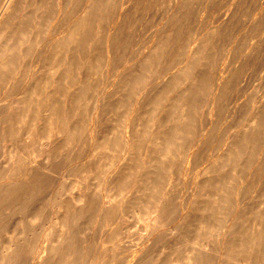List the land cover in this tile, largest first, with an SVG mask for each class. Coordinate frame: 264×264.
Here are the masks:
<instances>
[{"label": "rangeland", "instance_id": "rangeland-1", "mask_svg": "<svg viewBox=\"0 0 264 264\" xmlns=\"http://www.w3.org/2000/svg\"><path fill=\"white\" fill-rule=\"evenodd\" d=\"M6 1L7 0H5V2ZM38 1L42 3L40 7L42 10L38 9L37 12L42 14L41 22L42 23L44 22L43 23L44 25L41 24L43 25L42 27L44 28L40 26V28H42L43 30L41 31L40 29V32H42V34L40 35V43L38 46L34 47L31 50L32 52L29 53V56L26 57L28 60L25 58L24 59L25 62L24 63L22 62V64L25 66L21 67V69L25 67L29 68V69L25 68V70L22 69L23 72L26 70L28 71V72L27 71L24 72L25 73V75H23L24 77H21L23 74L22 71L18 73L19 77L23 78V80L20 81V79H18L19 80L18 81L16 79L14 80V83L13 82L4 83L6 86L3 85V87L0 85V88L2 87L0 89V108H1L0 109V120H4L6 118L5 112L7 110L5 109L6 111H4V109L2 108V107L6 108L5 107L6 105L4 106V103L6 104L9 101H11L13 98L20 95V93L22 92V89L27 88L28 86L33 84L31 82H36L35 80L38 79L37 82L39 81V84H38L39 91L41 90L44 91V84H45L44 81L53 75L56 77L59 75L60 66H58L59 68L58 69L57 65H52L53 63L50 61V59H48L47 54L43 53L41 48H43V46L49 40L53 39L54 37H57V35L58 37L61 36L63 34V31L67 27H69L76 18H80V15H81L80 13L85 3V0H60L61 1L60 5L58 4V6L57 5L54 6L56 4L55 0L54 1L53 0H47V1L46 0H33V1L23 0L24 5L22 4L21 9L22 8L23 9L22 10L20 9V13L22 14L30 13L32 11L31 9L36 7L35 5H37ZM100 1H99L100 3L99 5L96 4L97 6L96 5L95 7L93 6L94 8L91 7V13L89 14L91 19H96V20H91V22L92 21L93 22L86 29L87 32L85 36L88 37L87 38L88 40L90 39L89 47L88 48L85 47L84 49L82 48L83 51L80 50L81 54L80 52L78 54L80 55L81 59L83 60L87 59L91 61L92 63L90 62V64L93 65L92 67H90V69L87 68L88 66L86 65H85L86 68L84 69L83 68L84 65H81V68L84 71H82L81 68L79 69L83 72L81 74L83 77L82 79L83 80L85 79L83 81L84 82L83 88H81L82 91L79 90L77 93V95H80L79 97L80 99L77 97H74L76 98L75 99L76 101L73 104L71 103V105H69L70 103L69 101H66L67 103L65 102L66 106L65 104H59V106L62 105V106H65V108L69 107L71 110H73L72 112L76 113V116H74L75 114L73 113L74 117L73 116H71L72 118L67 117L69 120L67 119V121L64 122L65 126L70 127L72 130L76 129V131L73 130L71 132V134L68 136L69 139L67 137V139H65L66 142H63L64 144L61 142V141H64L63 138H60L57 141L58 143H55V147L51 148L53 146L51 144L52 145L51 147L49 145V147L47 146V148L44 147V149L43 148L40 149L41 147H39V143L36 141L37 139L35 138L37 137L36 135L39 136L40 134H42L41 130H39L40 124L37 121L41 115L38 114L39 116H36V119L34 121L36 123L34 124L35 129L33 128L32 125H29V123H31V121L28 120L29 118L25 120L27 123L24 122L21 125L18 119V117L20 118L19 115L16 117V119L11 118L10 121L12 122V124H10L11 122L9 120L4 122V124L6 125H4L3 123L0 124V127L1 126L6 127V128L3 127L5 129L1 127L3 129V132H2V129L0 128L1 129L0 133L3 134L2 136L0 135V156H1L0 163H2L0 164V175H1L0 181H2L3 177L5 179V180L3 179V182L8 181L9 179L14 180L15 178H17L16 179L17 181L19 180L18 179L19 173L17 172L24 171V168H25L24 163L21 164L20 162L21 158L20 159L18 158L20 155L23 156L22 159L24 157L27 159L31 158L30 162L35 163V165H33L32 167H36L37 165L40 166V164H43L48 169V170L46 169L45 171L47 174L43 173L44 171L41 170L39 171V174L41 175L38 174V177L31 178V179H34L33 181L35 182L29 181L28 179L26 180V182H23V184H26V186L21 183L23 187H20V189L16 188L17 190L14 192L15 194H13V196H11L12 195L11 192L4 190L5 187H3V184L5 185L6 182L4 183L0 182V184L2 185L0 186V190H1L0 192H4L2 193V195H0V203H3L4 206L8 205L7 206L8 208L5 209L4 211L3 204H0L1 211H4L3 213L0 211V216H2L0 218V222H1L0 223V233L1 234L4 233L3 235L0 234V237H2L0 238V247L1 248L3 247L4 242H5V246L9 245L8 244L9 237H17L20 240V243L18 244L20 246V253L15 256V259L17 258L16 262L17 264H19V261H21L20 264L21 263L23 264V262L24 264L26 263L28 264L29 256L27 257L28 252L26 250H28V247L30 245H33V243L31 242H34V239H37L38 241H36V243L40 244V247L38 248L37 256L42 257L48 254V249L46 248L49 246L51 242L53 241L57 242L61 240L63 241L67 239L66 235L67 236L70 235L71 237L73 236L72 238L74 240L75 245H77L78 247L82 246L80 247L82 250L80 251L82 253L80 254L78 258L77 264H89V261L91 264V261L93 259H94L92 261L93 264H122V263L128 264L132 259L140 260L141 263L139 264H153V263L154 264H181L182 256L186 253H191V251H193L192 250L193 245L191 246V243L188 240L191 241L194 238L195 239L198 238L197 240L199 241V243H201V241L203 240L202 237L204 236L201 234L200 231H198L199 233V236H198V234L196 233L197 228L195 226L199 219L205 218L208 222L209 221L214 222L215 225H214L213 232L215 233L216 231H218V235H216L217 232L213 234L212 237L215 240L211 238L213 240L212 242H210L209 246L215 245V247L216 246L221 247L222 246L221 243L223 241H225L226 244L228 243V245H226L225 247L223 246L221 247L222 249L221 251L223 252V254L221 252L222 254L221 256L218 255L216 257V255L214 256L213 254H211L212 256L210 254H208V256H205L208 259L204 257L205 261L203 264H230V263L232 264V262H230L226 256L225 257L223 256L224 253L228 252L230 254L232 253L233 255L235 254L238 257L241 256L242 252L244 251H239V252H235L232 250L229 251L228 247L230 244L234 243V241L236 242L238 240L239 235L240 236L242 235L243 237H246V238L248 237L249 228L247 227H248V224L250 223L249 220L251 219L254 220L255 217H257V214H255L254 210H258L264 207V124L262 125V127L259 126L254 129V132H255L254 139L255 140L254 139L253 140L255 143H253V141H250V142L249 141L244 142V140L239 141L241 140L240 138L243 136V131H244V134L246 131H248V130H245L244 126L249 122V120L247 119H250V116H252L253 114L252 112L257 107L259 108L261 106V108H263L260 118H261V121L264 123V118H263L264 117V106H263L264 105V0H100ZM66 2L67 4L64 6ZM45 5L46 7L48 5V7L45 8ZM60 7H63V8L61 9ZM54 8L55 9L57 8V9L55 10ZM96 13H98V16ZM50 20H53V21H50ZM93 23H94V26H93ZM45 24L47 25V27ZM14 27L15 26L12 25L11 29H13ZM108 33H109V37H108V41H106V38H107L106 36ZM47 35L48 36L50 35V36L48 37ZM112 35H114V38H113L114 40H112L111 38ZM203 41L205 42L203 43V46L200 49L199 53L197 54V52H193V50L197 47V45H199L200 42L202 43ZM90 46L93 48V50H91L92 48ZM204 46H205V50H204ZM152 47L154 48L155 51L152 50L153 49ZM107 51L108 52L110 51V52L108 53ZM149 52L151 53L153 52V53L151 54ZM157 52L158 54L156 57L155 55ZM147 53L148 55H151L153 57L151 58V61L149 60L148 63H144V62L142 63V60H144V57L147 56ZM78 55H76L77 57L75 56V61L78 60ZM87 56H89V58ZM103 56H104V59H103ZM90 57L91 58L93 57V59H91ZM29 59H31V61ZM189 59L191 61L198 60V64L192 62L190 65L191 67L189 66L190 68L188 67L185 70V72H190V73L192 72L194 74L196 72H197L196 74L200 73L199 78H201L203 81V83L201 84L202 88L201 89L199 88V90L195 93V96H193L192 98L193 99L192 102L194 101L193 105H195V107L193 106V109L196 112H192L193 109H190L191 114L189 115V117L191 119V128L188 133L189 134L191 133L190 135H192L193 133V136H190L188 133H183L180 139L182 141V142L180 141V143L183 146L180 147L181 145L178 146L175 144L176 146L174 145V147H172L175 154L176 153L177 154L169 156L168 159H170L171 162H169L170 161L169 160L168 162H166L167 165L161 164L158 166V167H162V166L169 167L168 174L170 173L169 174L170 181L166 185V190H170L171 188L172 189L170 190L171 192L168 191L169 194L170 193L171 194L168 195V198L166 200L167 202L166 216L168 220L165 219L164 226L160 230L156 229L155 231L154 229L152 230V232H149V229L145 228L144 226L145 222L147 221L146 216H144L145 206L143 203L139 202L140 195L141 196L143 195V193L139 192L141 191L140 188H142L140 185L143 186L145 182H142L141 180L135 181L131 177H130L131 179L129 177L126 178L127 177L126 173L128 171L126 172L125 170L124 172L123 170L124 172L123 173L121 170L123 168H121V166L125 167L126 165L128 166L129 164H130L129 166L132 165L131 166L132 170H130V172H132V177L134 178L141 176V174L143 173L142 171L144 168L141 169L142 165L139 164L138 162L144 158L143 152L146 151L145 149H148L150 153L153 150L152 149L153 145L148 143L150 142L148 139H151L150 135H152L151 136L152 138L154 137L153 136L155 135L154 131L157 130L159 126L161 127L160 129L164 131L169 128L170 122L166 123V121L168 118H171V116L169 115H171L172 112L171 111L167 112L166 110L167 109L170 110L171 104H173V102L175 101L174 97L177 94H179L180 90H182V88L185 86V83H183L182 81L181 83L178 82V84L177 82L176 84L175 82H173V84L172 82H170L169 84L167 81L168 79H170V77L173 75L174 72H177V70H179L178 68L182 67V65L184 66V65H187V63H190ZM95 62L96 64L98 63L97 65L99 66L100 69L97 68ZM48 67L49 69H51L50 67H53L51 69V72L53 74L52 73L49 74L48 71L50 70L48 69ZM93 68H95V70L97 69V71L99 70L98 73L95 71L96 72L95 74ZM55 69H57L56 71H58V75ZM87 69H88V72H87ZM188 69L189 71H187ZM192 69L193 71L194 70L196 71L193 72L191 71ZM132 70L134 71L135 74L133 73ZM89 72L90 74H92L93 72V74L88 75ZM32 73L34 74L32 75ZM46 73L47 75H49V77L46 76ZM75 73L76 72H74V74ZM130 74L137 76V78H140V80L133 84V82H131L132 81L131 78H133L134 76L131 75L132 76L131 77ZM30 76H31V79H29ZM125 76H126V79H125ZM127 76L130 77V79ZM146 76H147V79H146ZM217 76L219 77L217 78ZM74 77L76 78V74L73 76V79ZM220 77L221 79L219 81ZM127 78L129 81L127 80ZM212 79L213 81H211ZM24 81L25 83H23ZM26 81H29V82L27 83ZM85 81H86V85H85ZM87 81L90 83L92 82L91 83L92 85L88 83ZM139 82H140L141 87H139ZM164 82H165L164 84L165 87L170 85L171 88L168 91V95L164 94L160 97L161 98L160 99L158 98L159 92L156 93V91L159 88H161ZM220 82L223 84L221 85ZM71 83L72 82H70V84ZM80 84L82 85V82ZM143 84H146V85L144 86ZM72 85H75L76 87L75 86L73 87ZM72 85L69 88V89H72V91L78 87L77 84H72ZM173 85H175V87L178 85L179 86L175 88ZM59 86H60V93L64 92L65 90L62 91L63 90L62 88L65 87V84L63 85V83L61 82ZM133 86H136L134 87V89L140 92L135 93L136 91L132 88ZM213 86L215 90L212 89ZM50 87L51 86L47 87V89L49 90ZM219 87L222 89H220ZM52 88L53 87H51V89ZM218 88L220 89V91L218 90ZM8 89H11V90H8ZM202 92L204 93L202 94ZM213 92L214 94L216 93L215 96H213ZM127 93L129 94L128 95L130 97L129 99L127 98ZM132 93L133 94L135 93V94L133 95ZM81 94L83 95L86 94V95L83 96ZM59 96L62 99L60 94ZM118 96L119 97L122 96L121 98L123 99L126 96L125 97L126 101L124 100L125 101L124 102L123 99L120 98L121 100L120 102ZM135 96L137 100L136 98L135 99L133 98ZM164 96L167 100L163 98ZM74 98L72 101H74ZM154 98L160 101L158 105V109H157V105L154 104V102H152L153 101L152 99ZM213 98H214V102H213ZM61 99H59V101L60 103L61 102L63 103V100L61 101ZM116 99L120 103L116 101ZM130 99L133 101H131ZM147 101L149 104L150 103L152 104L150 105L147 104ZM162 101L166 105H164ZM138 102L139 103L141 102V103L139 104ZM212 102H213V105H212ZM133 103L135 104V106L136 105L137 106L135 107ZM117 104H119L120 106L119 105L116 106ZM131 107H133V109ZM153 107H156V108H153ZM154 109L156 111H154ZM172 109H175V108H171V110ZM71 110H70V113H72ZM159 110H162V111H159ZM33 111H32V114L30 115V118H35ZM127 112H129V114H127ZM120 116L122 119L120 118ZM192 117H194L195 119ZM68 121L71 125L68 124ZM89 123L90 125H88ZM72 124L73 125L76 124L75 125L76 127L73 126ZM11 127H12L11 131L12 132L14 131L16 135L12 134V132L9 131ZM192 127H194L195 129ZM201 127H205V128H201ZM7 128H8V131L6 133ZM200 128L202 129L201 131L199 130ZM26 129H28L27 133L29 132V130L31 131L30 133H28V135L33 134L36 137L33 138L34 136L29 135L31 139L33 138L32 140L30 139V137H26ZM135 129H136L135 141L137 143L134 141L133 143L134 148H132L131 150L132 153L130 152V154L129 153L126 154V157L131 156L130 157L131 160L129 158V163L122 165V162L125 161V159H122L123 158L122 156V158H119L120 160L119 159L117 160L116 165L113 164L110 166L109 163L112 160H114L116 156L119 155L118 152L121 147L120 144L122 145V143L120 142L124 141V135L130 136L131 133ZM194 130H197V131L194 132ZM262 130L263 132L261 135L260 133ZM35 131H36V134H35ZM39 131L41 133H39ZM150 131L153 133L151 134ZM199 131L201 133L203 131L202 135ZM9 132L11 133L9 134ZM121 134H124L123 138H121L122 136ZM186 134L189 135V137ZM198 134H200L201 136H198ZM29 140H31V142ZM33 141L35 143H33ZM113 141L116 144L119 143L118 144L119 146H116V144H114ZM234 141L235 142L239 141L240 146L239 148H237V150L239 151H237V153H235L233 157L231 156L232 158L231 160L233 161L230 160L228 162V165L225 167H221L220 163L219 164L214 163L213 160L215 159V157L217 158L218 154L221 153L225 149L226 143L228 142L232 143ZM106 143L108 144L105 145ZM142 143H144V145ZM177 144L179 143L177 142ZM252 144H253V147H252ZM15 145L18 146V148L20 149H18ZM30 145L31 147L32 146L33 147L31 148ZM104 146H106L107 148ZM122 152H124L125 154V150H123ZM122 152L120 151V155H124ZM238 152H240L241 154ZM9 153L11 154L15 153V156L13 157L14 158L13 161L9 159ZM19 153L21 154L19 155ZM131 154L133 155V157ZM152 154L156 156L155 152L154 153L152 152L150 155ZM141 155L143 156V158ZM86 157L87 158L89 157V158L87 159ZM32 158L35 160H33ZM118 161H122V162H118ZM30 162H27V163H30ZM96 163H97V166H96ZM109 166L110 168L107 169L106 171L101 170V168L103 169ZM112 166H114V169ZM116 166L119 167L120 169L116 173V175L117 174L118 175L115 176V177L119 176L118 177L119 180L115 181L113 179L112 181H110L106 177H109V174L111 175L112 173H115V169L117 168ZM1 167H2V170H1ZM226 167L227 169H225ZM27 168L29 167L27 166ZM27 168H25V170ZM152 168L154 170L153 166H151V170ZM20 169L22 170L20 171ZM139 169L142 171H139ZM203 169H207L208 173L204 175ZM210 170H212L213 172ZM145 171L146 169H144V172ZM42 173L44 174V176H42ZM208 174L211 177V179L214 181L210 180V182L205 184L207 186L206 187L203 185L201 181L204 180L208 176ZM224 174L232 175L234 177L233 178L234 180L233 179H230V180L233 181L234 183L231 182L230 180L224 181V184L226 183L224 187H226L227 189L225 188V192L223 195L227 197L226 198L227 201L225 197L223 196L222 198L223 200L222 202H220V206L221 207L223 206L222 212L216 215H213L214 213H212L213 210H211L212 204L210 201V196H211L210 194L216 187L215 186L216 179L213 177L214 176L223 177ZM239 176H240V179H239ZM160 177H161V174L159 175V177H157V180H155L156 182L154 183L156 186L155 188L156 193L158 192L157 190L160 189L163 183L162 182L163 179ZM38 179L41 181L42 185L40 181L38 182ZM122 179L124 181H122ZM37 182L40 184H38ZM31 183L33 184V186H31L32 185ZM159 183L160 185H158ZM35 185L38 188H36ZM233 185H235V187ZM27 187H29V190ZM211 187H212V190H211ZM18 190L19 192L23 191L24 193L25 192L26 193L24 194L22 192L19 195ZM83 192L89 199L91 207H89L86 210H83L82 212L83 214L80 213L78 216H76L77 215L76 211H71L72 205H71L70 199L76 197L78 194L83 193ZM97 192L98 193L100 192V195L103 196V197L101 196V198H103L102 202L104 201L105 204L106 203L107 204L108 203L109 204H120V209L113 211V209L108 210L106 209V207H105V210L101 208L99 206L100 202L98 198L96 197ZM156 193L154 194L156 195ZM26 195H28L27 198H26ZM144 196L142 197L145 198ZM5 197H10L11 200L14 198L13 199L14 203L10 199L7 202L6 199H4ZM15 197H16V200L17 199L18 201L21 200V202L19 201L20 203L19 202L17 203V201H15ZM29 198L30 200H28ZM22 203L23 205H21ZM59 203L60 205H57ZM229 203L231 205H229ZM26 204L27 206H25ZM16 205H18V207L20 206L21 208L19 207L20 209H17ZM213 205L216 206L215 204ZM47 206L49 207V209ZM58 206H61L59 208V210L61 209L60 210L61 213L65 211L66 213L69 214V217L71 218L69 224L61 226L59 225V223L55 222V219L52 217L53 216L52 211L57 209ZM66 208H69V209L67 210ZM135 210L138 211L137 213H139L140 215L143 214V217L136 214ZM34 213L35 214L37 213V215H34ZM134 213L136 214V216ZM221 214L222 215L224 214L226 218L222 216ZM29 215L30 216L32 215L34 217L32 216L30 217ZM51 218H53V220ZM17 219L19 220L16 221ZM28 220H30V222H28ZM107 221L111 223L108 222L109 223L108 224L106 223ZM33 222H34V226L36 224L35 227L32 224ZM3 223H5V225ZM218 223L219 224L226 223L229 228L225 227L221 231V229L220 228L218 229L217 227L218 229L217 230L216 226H218ZM16 224H18L17 227H16ZM29 224H32V225H29ZM57 226L58 227L60 226L61 228L59 227L58 229ZM15 227L18 229H16ZM19 227H21V229ZM232 228H233V233H232V230H230ZM13 230L14 232H16V234H13L14 233ZM16 230H18L19 232L17 233ZM259 230H262L261 232L264 233V227H260ZM2 231H5V232L2 233ZM115 231H117L118 234ZM112 232H115L114 234H117L118 237L117 235L111 237ZM210 232H212V230ZM47 233L49 236L48 238H47ZM56 233L58 234V236ZM147 233H150V234H147ZM223 233L225 234L222 235ZM263 233H261L263 237L261 239L262 241H260L258 245L259 252L256 253L255 255L256 257L254 256L255 252H253L254 257L251 260L253 264H264V234ZM22 235L24 237H22ZM215 235L218 236L220 239L217 238V241H216ZM19 236H21V238ZM236 236L237 238H235ZM55 237H58V239ZM59 237L61 240L59 239ZM115 237H117V239ZM18 239H17V243L19 242ZM116 245H118L117 248L115 247ZM10 246L11 245L8 246L7 250H10L13 248V247L10 248ZM99 246H102L104 249H108V250H104L102 247L100 248ZM195 246L196 247L198 246L197 248H199L198 244H196ZM82 248H86V249H82ZM118 248L120 249L118 250ZM24 250L26 252H22ZM108 251L109 253H107ZM110 252L113 253V256H112V253ZM22 253H23V256H22ZM99 254H103V256H98ZM81 255H83V257ZM26 257L27 259H24ZM220 257H221V260L223 261L220 260Z\"/></svg>", "mask_w": 264, "mask_h": 264}, {"label": "bare ground", "instance_id": "bare-ground-1", "mask_svg": "<svg viewBox=\"0 0 264 264\" xmlns=\"http://www.w3.org/2000/svg\"><path fill=\"white\" fill-rule=\"evenodd\" d=\"M30 1V0H29ZM33 1V0H32ZM47 1V0H46ZM54 1V0H53ZM56 1V4L54 5V6H58V4L60 5V0H55ZM99 1L100 0H85V3H84V6H83V8H82V10H81V15H80V18H76L74 21H73V23H71V25L69 26V27H67L64 31H63V34L61 35V36H59L58 37V35H57V37H54L53 39H51V40H47L48 42L43 46V48H41L42 49V51H43V53L44 54H47V57H48V59H50V61L53 63L52 65H57V68H58V66H60V72H59V75H58V71H56L57 69H55V71H56V73H57V77L56 76H51L53 73L51 72V69L53 68V67H50L51 69H49V67H48V69L50 70V71H48L49 72V74L50 73H52L50 76V78H48V79H46L45 81H44V91H39V86H38V84H39V81L37 82V80H35L36 82H31V83H33V84H31L30 86H28L27 88H24V89H22V92L20 93V95H18L17 97H15V98H13L11 101H9L8 103H4V106L6 107V108H4V107H2L3 109H4V111H6L5 113H6V118L4 119V117H3V119L4 120H0V124H4V122L5 121H7V120H11V118L12 119H16V117L19 115L20 116V118L18 117V119H19V121H20V123H21V125H22V123H24V122H26L25 120H27L28 118V120H30L31 121V123H29V125H32L33 126V128L35 129V125L34 124H36L34 121H35V119H36V116H39V115H41L40 116V118L39 117H37V118H39L37 121L39 122V124H40V128H39V130H41V132H42V134H40L39 136L38 135H36V136H34L33 134H29V135H31V136H34L33 138H35V139H37L36 141L39 143V147H41L40 149H44V147H46L47 148V146L49 147V145H50V147L51 148H53V147H55V143H58L57 141L60 139V138H63V140L64 141H61L62 143L63 142H66L65 141V139H67V137L71 134V132L74 130H72L70 127H68V126H65L64 125V122L65 121H67V119L68 118H70L71 116H73V113L75 114L74 116H76V113L75 112H72L73 110H71L69 107H66L65 108V106H66V101H69L70 103H69V105H71V103L73 104L76 100V98H74V97H77V98H79L80 97V95H77V93H78V91L80 90V91H82L81 90V88H83V81L85 80H83L82 78V71H84L82 68H81V65H84V69L86 68L85 67V65L86 66H88L87 68H89L90 69V67H92L93 65H91L90 64V62L91 61H89V60H83V59H81L80 58V55H78L79 54V52H80V50H82L83 51V49L85 48V47H89V41H90V39L88 40L87 38L88 37H86L85 35H86V32H87V27L89 26V25H91V23L93 22H91V20H96V19H91V17H90V13H91V7H95V5L96 4H100L101 3V1H100V3H99ZM49 2V1H48ZM24 2H23V0H7L6 2H5V0H0V85L3 87V85H5L4 83H7V82H13L14 83V80H18V79H20V81H22L23 80V78H20L19 77V75H18V73H20L21 71H22V69L23 70H25V68H22L21 69V67H23V66H25V65H23L22 64V62L24 63L25 61H24V59L27 57V56H29V53L30 52H32L31 50L34 48V47H36V46H38L39 45V43H40V35L42 34V32H40V29H41V31H43L42 30V28H44V27H42L44 24V22L42 23L41 22V16H42V14L41 13H38L37 11H38V9H41L40 7H41V5H42V3L41 2H39L38 1V3H37V5H35L36 7H34L33 9H31L32 11L30 12V13H25V14H22V13H20V9H21V7H22V4H23ZM29 3H31V2H29ZM47 3V2H46ZM45 3V4H46ZM51 4V3H50ZM67 4V2L64 4V6ZM69 4V3H68ZM24 5V4H23ZM52 5V4H51ZM50 5V6H51ZM61 5H62V3H61ZM44 6V5H43ZM97 6V5H96ZM47 7H48V5H47ZM46 7V5H45V8H47ZM67 7V6H66ZM93 7V8H94ZM103 7V6H102ZM44 8V9H45ZM61 9L63 8V7H60ZM23 9V8H22ZM21 9V10H22ZM25 9V8H24ZM29 9V8H28ZM53 9V8H52ZM51 9V10H52ZM55 9V8H54ZM57 9V8H56ZM55 9V10H56ZM58 9H59V7H58ZM42 10V9H41ZM26 11V10H25ZM49 11V10H48ZM53 11V10H52ZM24 12V11H23ZM29 12V11H28ZM47 12V11H46ZM54 12V11H53ZM60 12H61V10H60ZM94 12V11H93ZM96 12V11H95ZM48 13V12H47ZM57 13V12H56ZM103 13V12H102ZM105 13V12H104ZM58 14V13H57ZM93 14V13H92ZM97 14V16H98V13H96ZM46 15V14H45ZM70 16V15H69ZM76 16V15H75ZM93 17H95V16H93ZM106 17H107V15H106ZM26 18H28V19H26ZM30 18V19H29ZM46 18H48V17H46ZM170 18V17H169ZM50 19V18H49ZM98 19V18H97ZM103 19V18H102ZM120 20V19H119ZM50 21H53V20H50ZM107 21V20H106ZM49 22V21H48ZM118 22V21H117ZM41 24H43V25H41ZM99 24V23H98ZM12 25H14L15 27L13 28V29H11V27H12ZM46 25V24H45ZM49 25V24H48ZM117 25V24H116ZM153 25V24H152ZM40 26L42 27V28H40ZM50 26V25H49ZM57 26V25H56ZM93 26H94V23H93ZM92 26V27H93ZM108 26V25H107ZM46 27H47V25H46ZM109 27V26H108ZM117 27V26H116ZM49 28V27H48ZM46 29V28H45ZM89 29V28H88ZM115 29V28H114ZM55 30V29H54ZM97 31V30H96ZM50 32V31H49ZM100 32V31H99ZM118 32H119V30H118ZM157 32V31H156ZM168 32V31H167ZM215 32V31H214ZM51 33V32H50ZM45 34H46V32H45ZM52 34V33H51ZM50 34V35H51ZM211 34V33H210ZM49 35V36H50ZM89 35V34H88ZM97 35V34H96ZM111 35V34H110ZM168 35V34H167ZM171 35V34H170ZM48 36V35H47ZM48 36V37H49ZM92 36V35H91ZM98 36V35H97ZM208 36V35H207ZM47 37V38H48ZM107 38H106V41H108V37H109V33L107 34V36H106ZM111 38H112V40H114L113 38H114V35H112L111 36ZM111 38H109V39H111ZM175 38V37H174ZM96 39V38H95ZM162 39V38H161ZM204 39V38H203ZM211 39V38H210ZM43 40V39H42ZM45 40V41H46ZM170 40V39H169ZM173 41V40H172ZM205 41H203L202 43L200 42V44L199 45H197V47L193 50V52H197V54L199 53V51H200V49L202 48V46H203V43H204ZM106 43V42H105ZM99 44V43H98ZM131 44V43H130ZM42 45V44H41ZM156 45V44H155ZM93 46V45H92ZM110 46V45H109ZM109 46H107V47H109ZM165 46V45H164ZM206 46V45H205ZM205 46H204V50H205ZM209 46V45H208ZM42 47V46H41ZM91 47V46H90ZM94 47V46H93ZM106 47V46H105ZM137 47V46H136ZM154 47V46H153ZM152 47V48H153ZM163 47V46H162ZM192 47V46H191ZM83 48V49H82ZM92 48V47H91ZM96 48V47H95ZM156 49V48H155ZM226 49V48H225ZM38 50V49H37ZM36 50V51H37ZM87 50V49H86ZM91 50H93V48L91 49ZM91 50H89V51H91ZM108 50V49H107ZM151 50V49H150ZM152 50H154V48L152 49ZM85 51V50H84ZM155 51V50H154ZM153 51V52H154ZM159 51V50H158ZM108 52V51H107ZM106 52V53H107ZM110 52V51H109ZM108 52V53H109ZM152 52V53H153ZM190 52V51H189ZM107 53V54H108ZM149 53H151V52H149ZM151 53V54H152ZM201 53V52H200ZM33 54V53H32ZM78 55V60L77 61H75V56L76 55ZM80 54H81V52H80ZM98 54V53H97ZM157 54H158V52L156 53V57H157ZM192 54V53H191ZM160 55V54H159ZM158 55V56H159ZM97 56V55H96ZM114 56V55H113ZM138 56V55H137ZM199 56V55H198ZM45 57V56H44ZM77 57V56H76ZM81 57H83V56H81ZM88 58H89V56H87ZM153 56H151V55H148V53H147V56H145L144 57V60H142V63L144 62V63H148L149 62V60L151 61V58H152ZM203 57H204V55H203ZM84 58H85V56H84ZM91 58V57H90ZM96 58V57H95ZM194 58V57H193ZM27 59V58H26ZM47 59V60H48ZM91 59H93V57L91 58ZM103 59H104V56H103ZM143 59V58H142ZM156 59V58H155ZM186 59V58H185ZM201 59V58H200ZM28 60V59H27ZM30 61H31V59H29ZM96 60V59H95ZM182 60V59H181ZM33 61V60H32ZM97 61H98V59H97ZM96 61V62H97ZM138 61V60H137ZM26 62H28V61H26ZM96 62H95V64H96ZM165 62V61H164ZM188 62V61H187ZM189 62L190 63H187V65H182V67H180V68H178L179 70H177V72H174L173 73V75L170 77V79H168V83L170 84V82H172V84H173V82H175V84H176V82H177V84H178V82H180L181 83V81L183 82V83H185V86L182 88V90H180V92H179V94H177L175 97H174V102H173V104H171V108H175V109H172L171 110V108H170V110L169 109H167L166 111L167 112H172V114L171 115H169V113H168V115L169 116H171V118H168L167 119V121L166 120H164V121H166V123L168 122H170L169 123V128L167 129V130H162V129H160L161 127L159 126L158 128H157V130H155L154 131V134L155 135H153L154 137L152 138L151 136L152 135H150V138L151 139H148L150 142H148V143H150V144H152L153 146H152V151H151V153L153 152H155V154H156V156L155 155H153V157H152V155H150L151 153H150V151H148V149H145L146 151L145 152H143V156H144V158H143V156H142V160L141 161H139L138 163L139 164H141L142 165V167H141V169L142 168H144V169H146V171L144 172V169H143V171L142 170H140L139 169V171H142L143 173L141 174V176H139V177H136V175H135V177L136 178H134V177H132V172H130V170H132L131 169V166H121V168H123V169H121L122 170V172H123V170H124V172H125V170H126V178H132L133 180H137V181H139V180H141L142 182H145V184L142 186V185H140L142 188H140L141 189V191H139V192H141V193H143V195L142 196H144L145 198H143L141 195H140V197H139V202L140 203H143L144 204V206H145V210H144V213H145V215L144 216H146V219H147V221L145 222V228H147V229H149V232H152V230H154L155 229V231H156V229H161L163 226H164V221H165V219L166 220H168L167 219V216H166V211H167V208H166V204H167V202H166V200H167V198H168V195H170L169 194V192H171L170 190L172 189H170V190H166V185L169 183V179H170V173L168 174V166H162V167H158L159 165H163V164H166V162H168L170 159H168L169 158V156H172V155H174L175 154V152H174V150L172 149V147H174V145L176 144V145H178V146H180L181 145V143H180V139H181V135H183V133H188L189 131H190V128H191V119H190V117H189V115L191 114V111H190V109H193V106L195 107V105H193V102H192V98H193V96H195V93L199 90V88L201 89L202 87H201V84L203 83V81H202V79L201 78H199L200 76H199V74H194V73H190V72H185V70L191 65V63L193 62V63H197L198 64V60H190L189 59ZM205 62V61H204ZM92 63V62H91ZM160 63V62H159ZM34 64V63H33ZM43 64V63H42ZM45 64V63H44ZM46 64H48V63H46ZM93 64H94V62H93ZM98 64V63H97ZM96 64V66H97V68H99V66ZM186 64V63H185ZM201 64V63H200ZM28 65V64H27ZM26 65V66H27ZM51 65V66H52ZM48 66V65H47ZM50 66V65H49ZM144 66V65H143ZM198 66V65H197ZM95 67V66H94ZM156 67H158V66H156ZM191 67V66H190ZM189 67V68H190ZM56 68V67H55ZM77 68V69H76ZM82 69V71L81 70H79V69ZM96 68V67H95ZM95 68H93L94 69V72L96 71L97 73H98V71H97V69L95 70ZM140 68V67H139ZM26 69H29V68H26ZM32 69V68H31ZM100 69V68H99ZM103 69V68H102ZM105 69V68H104ZM38 70V69H37ZM36 70V71H37ZM27 71V70H26ZM26 71H24V72H26ZM41 71H43V70H41ZM93 71V70H92ZM133 71V70H132ZM187 71H189V69L187 70ZM191 71H193V69L191 70ZM194 71H196V70H194ZM193 71V72H194ZM23 72V71H22ZM23 72V74H22V76L21 77H24L23 75H25V73ZM28 72V71H27ZM40 72V71H39ZM53 72H54V70H53ZM74 72H76L75 74H76V78L74 77V79H73V76L75 75L74 74ZM87 72H88V69H87ZM91 72V71H90ZM90 72H89V74L88 75H92L93 74V72H92V74H90ZM96 72H95V74H96ZM141 72V71H140ZM169 72V71H168ZM201 72V71H200ZM43 73V72H42ZM55 73V74H56ZM133 73H134V71H133ZM29 74V73H28ZM34 73H32V75H33ZM38 74V73H37ZM128 74V73H127ZM135 74V73H134ZM138 74V73H137ZM131 75H133V74H130V76ZM142 75V74H141ZM27 76V75H26ZM46 76H48L49 77V75H47V73H46ZM134 76V75H133ZM145 76V75H144ZM33 77V76H32ZM39 77V76H38ZM93 77V76H92ZM128 77V76H127ZM132 77V76H131ZM165 77V76H164ZM219 76H217V78H218ZM34 78H36V77H34ZM90 78V77H89ZM88 78V79H89ZM120 78V77H119ZM129 79H130V77H128ZM128 78H127V80H128ZM29 79H31V76L29 77ZM45 79V78H44ZM70 79V80H69ZM88 79H86V80H88ZM94 79V78H93ZM125 79H126V76H125ZM132 79V81L131 82H133V84L134 83H136V82H138L139 80H140V78H137V76H134L133 78H131ZM141 79H142V77H141ZM144 79V78H143ZM146 79H147V76H146ZM220 79H221V77L219 78V81H220ZM91 80V79H90ZM207 80V79H206ZM217 80V79H216ZM222 80H223V78H222ZM19 81V80H18ZM32 81H34V80H32ZM68 81H69V83H68ZM92 81V80H91ZM129 81V80H128ZM144 81V80H143ZM142 81V82H143ZM146 81V80H145ZM209 81V80H208ZM211 81H213V79L211 80ZM16 82V81H15ZM27 83L29 82V81H26ZM41 82V81H40ZM63 83V85L65 84V87L64 88H62L63 90L62 91H64V92H61L60 93V86H59V84L60 83ZM70 82H72L71 84H70ZM82 82V85L80 84ZM88 82V81H87ZM166 82V81H165ZM165 82L163 83V85L161 86V88H159L157 91H156V93L157 92H159V95H158V98H160L162 95H164V94H167L168 95V91L170 90V85L169 86H167V87H165L164 86V84H165ZM210 82V81H209ZM19 83V82H18ZM22 83V82H21ZM23 83H25V81L23 82ZM26 83V84H27ZM88 83H90V82H88ZM92 83V82H91ZM90 83V84H91ZM128 83H130V82H128ZM146 83V82H145ZM207 83V82H206ZM212 83V82H211ZM12 84V83H11ZM25 84V85H26ZM72 84H77L78 85V87L76 88V89H74L73 91H72V89H69L70 88V86L72 85ZM126 84V83H125ZM217 84H219V83H217ZM220 84L222 85L223 83H221L220 82ZM21 85V84H20ZM37 85V86H36ZM85 85H86V81H85ZM89 85V84H88ZM92 85V84H91ZM128 85V84H127ZM126 85V86H127ZM131 85V84H130ZM144 86L146 85V84H143ZM180 85V84H179ZM178 85V86H179ZM212 85V84H211ZM210 85V86H211ZM221 85H220V87H221ZM6 86V85H5ZM8 86V85H7ZM12 86V85H11ZM19 86V85H18ZM43 86V85H42ZM49 86H51V87H53L52 89H51V87H50V89L48 90L47 89V87H49ZM73 87L75 86V85H72ZM80 86H82V87H80ZM137 86V85H136ZM136 86H133L132 88L134 89V87H136ZM164 86V87H163ZM174 87H175V85H173ZM178 86H176V87H178ZM181 86V85H180ZM208 86V85H207ZM214 86H216V85H214ZM214 86H213V88L212 89H214L215 90V88H214ZM1 87V88H2ZM67 87V88H66ZM72 87V88H73ZM76 87V86H75ZM87 87V86H86ZM89 87V86H88ZM129 87V86H128ZM131 87V86H130ZM139 87H141L140 86V82H139ZM175 87V88H176ZM205 87V86H204ZM219 87V88H220ZM223 87V86H222ZM0 88V89H1ZM14 88V87H13ZM21 88V87H20ZM124 88V87H123ZM127 88V87H126ZM208 88V87H207ZM218 88V90L220 91V89H222V88H220L219 89ZM18 89V88H17ZM41 89V88H40ZM47 89V90H46ZM86 89V88H85ZM139 89V88H138ZM141 89V88H140ZM178 89V88H177ZM203 89H205V88H203ZM8 90H11V89H8ZM71 90V91H70ZM128 90V89H127ZM131 90V89H130ZM129 90V91H130ZM135 90V89H134ZM134 90H133V92H134ZM142 90V89H141ZM211 90V89H210ZM214 90H212V91H214ZM136 91V90H135ZM167 91V92H166ZM205 91V90H204ZM209 91V90H208ZM66 92V93H65ZM140 91H136L135 93H139ZM201 92V91H200ZM217 92V91H216ZM134 93V94H135ZM151 93V92H150ZM155 93V94H156ZM178 93V92H177ZM204 92H202V94H203ZM206 93V92H205ZM212 93V92H211ZM59 94L61 95V97H62V99L60 98V96H59ZM84 94V93H83ZM83 94H81V95H83ZM133 94V93H132ZM133 94V95H134ZM153 94V93H152ZM154 94V95H155ZM170 94V93H169ZM216 94V93H215ZM215 94H214V92H213V96H215ZM86 95V94H85ZM85 95H83V96H85ZM120 95H122V94H120ZM129 94L127 93V98L129 99L130 97L128 96ZM131 95V94H130ZM150 95V94H149ZM91 96V95H90ZM117 96V95H116ZM144 96V95H143ZM11 97V96H10ZM93 97V96H92ZM119 97V96H118ZM118 97H116V98H118ZM122 97V96H121ZM121 97H119V100H120V98ZM126 97V96H125ZM124 97V99L123 98H121V99H123V101L126 99ZM146 97V96H145ZM157 97V96H156ZM73 98H74V101H72L73 100ZM97 98V97H96ZM134 99L136 98V96L135 97H133ZM164 99H166L165 98V96L163 97ZM169 98H170V96H169ZM195 98V97H194ZM215 98V97H214ZM214 98H213V102H214ZM59 99H61V101L63 100V103L61 102L60 103V101H59ZM80 99V98H79ZM85 99V98H84ZM132 99V98H131ZM130 99V100H131ZM145 99V98H144ZM161 99V98H160ZM212 99V98H211ZM78 100V99H77ZM97 100V99H96ZM129 100V101H130ZM136 100H137V98H136ZM153 101L152 102H154V104H156L157 105V109H158V105H159V103H160V101L159 100H156L155 98L154 99H152ZM167 100V99H166ZM170 100V99H169ZM72 101V102H71ZM94 101V100H93ZM116 101H118L117 99H116ZM115 101V102H116ZM126 101V100H125ZM124 101V102H125ZM128 101V100H127ZM131 101H133V100H131ZM66 102V103H65ZM98 102V101H97ZM119 102V101H118ZM117 102V103H118ZM120 102H121V100H120ZM119 102V103H120ZM163 102V101H162ZM213 102H212V105H213ZM135 103V102H134ZM133 103V104H134ZM137 103V102H136ZM139 103V102H138ZM141 103V102H140ZM139 103V104H140ZM143 103H145V102H143ZM59 104H65V106H62V105H60L59 106ZM80 104V103H79ZM93 104V103H92ZM123 104V103H122ZM121 104V105H122ZM132 104V103H131ZM147 104H149L148 103V101H147ZM150 104H152V103H150ZM149 104V105H150ZM153 104V105H154ZM163 104H164V102H163ZM195 104H196V102H195ZM3 105V104H2ZM119 104H117L116 106H118ZM152 105V106H153ZM155 105V106H156ZM164 105H166V104H164ZM209 105V104H208ZM211 105V106H212ZM68 106V105H67ZM73 106V105H72ZM72 106H70V107H72ZM95 106V105H94ZM120 106V105H119ZM124 106V105H123ZM126 106H128V105H126ZM134 106H135V104H134ZM137 106V105H136ZM135 106V107H136ZM210 106V105H209ZM264 106V105H263ZM80 107V106H79ZM129 107H130V105H129ZM140 107V106H139ZM198 107V106H197ZM69 108V109H68ZM76 108V107H75ZM88 108V107H87ZM117 108V107H116ZM124 108V107H123ZM128 108V107H127ZM132 109H133V107H131ZM149 108H151V107H149ZM148 108V109H149ZM153 108H156V107H153ZM1 109V108H0ZM6 109V110H5ZM74 109V108H73ZM120 109V108H119ZM137 109V108H136ZM159 109H160V107H159ZM196 109V108H195ZM211 109V108H210ZM34 110V111H33ZM70 110H71V112L72 113H70ZM77 110V109H76ZM90 110H91V108H90ZM150 110V109H149ZM163 110H165V109H163ZM197 110V109H196ZM209 110V109H208ZM207 110V111H208ZM212 110V109H211ZM32 111H33V113H34V117L35 118H30V115L32 114ZM136 111V110H135ZM140 111V110H139ZM147 111V110H146ZM154 111H156L155 109H154ZM159 111H162V110H159ZM263 111V108H261V106L258 108H256L252 113V116H250V119H247V120H249V122L244 126V128H245V130H248V131H246L245 132V134H244V131H243V136L240 138L241 140H239V141H242V140H244V142L245 141H253V143H255L254 142V134H255V132H254V129L256 128V127H259V126H261L262 127V125L264 124L262 121H261V112ZM102 112V111H101ZM121 112V111H120ZM132 112H133V110H132ZM131 112V113H132ZM149 112H151V111H149ZM158 112V111H157ZM156 112V113H157ZM192 112H196V111H194V109H193V111ZM3 113V112H2ZM126 113V112H125ZM152 113H153V111H152ZM39 114V115H38ZM87 114V113H86ZM124 114V113H123ZM127 114H129V112H127ZM134 114V113H133ZM194 114H196V113H194ZM209 114V113H208ZM211 114V113H210ZM13 117H12V116ZM120 115V114H119ZM4 116V115H3ZM73 116V117H74ZM85 116V115H84ZM111 116V115H110ZM123 116V115H122ZM125 116V115H124ZM167 116V115H166ZM197 116V115H196ZM210 116V115H209ZM68 117V118H67ZM213 117V116H212ZM72 118V117H71ZM120 118H121V116H120ZM192 118H194V117H192ZM264 118V117H263ZM75 119V118H74ZM78 119V118H77ZM83 119V118H82ZM96 119V118H95ZM122 119V118H121ZM195 119V118H194ZM193 119V120H194ZM197 119V118H196ZM69 120V119H68ZM91 120V119H90ZM94 120V119H93ZM97 120V119H96ZM117 120V119H116ZM119 120V119H118ZM192 120V121H193ZM30 121H28V122H30ZM71 121V120H70ZM77 121V120H76ZM11 122V121H10ZM86 122H88V121H86ZM157 122V121H156ZM194 122V121H193ZM195 122H196V120H195ZM27 123V122H26ZM25 123V124H26ZM72 123V122H71ZM116 123V122H115ZM123 123V122H122ZM127 123V122H126ZM125 123V124H126ZM131 123H132V121H131ZM147 123V122H146ZM145 123V124H146ZM10 124H12V122L10 123ZM15 124V123H14ZM68 124H70L69 123V121H68ZM95 124V123H94ZM93 124V125H94ZM138 124V123H137ZM4 125H6V124H4ZM9 125V124H8ZM20 125V126H21ZM24 125V124H23ZM28 125V126H29ZM71 125V124H70ZM73 125V124H72ZM76 125V124H75ZM75 125H73V126H75ZM87 125V124H86ZM88 125H90V123L88 124ZM124 125V124H123ZM147 125V124H146ZM145 125V126H146ZM162 125V124H161ZM11 126H13V125H11ZM18 126V125H17ZM27 126V125H26ZM167 126H168V124H167ZM2 128L3 127H5V126H1ZM0 127V128H1ZM9 127V126H8ZM22 127V126H21ZM76 127V126H75ZM74 127V128H75ZM85 127V126H84ZM135 127V126H134ZM163 127V126H162ZM1 128V129H2ZM6 128V127H5ZM5 128H3V129H5ZM16 128V127H15ZM30 128V127H29ZM86 128V127H85ZM97 128V127H96ZM145 128V127H144ZM147 128V127H146ZM192 128H194V127H192ZM201 128H205V127H201ZM199 129L200 131L202 130V129ZM0 129V130H1ZM3 129H2V132H3ZM22 129V128H21ZM25 129V128H24ZM88 129V128H87ZM86 129V130H87ZM120 129V128H119ZM122 129V128H121ZM154 129V128H153ZM195 129V128H194ZM260 129V128H259ZM12 130V127H11V129L9 130V131H11ZM27 130L28 129H26V137H30L29 135H28V133H30L31 131L29 130V132L27 133ZM32 130V129H31ZM80 130V129H79ZM126 130V129H125ZM140 130V129H139ZM258 130V129H257ZM7 131H8V128H7V130H6V133H7ZM74 131H76V129L74 130ZM90 131V130H89ZM135 131H136V129L131 133V135L130 136H127V135H124V134H121L120 136H121V138H123V135H124V141H121V139H120V143H122V145L120 144V150H119V152H118V156H116V158L114 159V160H112L110 163L109 162H107V163H109V165L111 166V165H113V164H115L116 165V162H117V160L119 159V158H122V156H123V158L122 159H125V161L124 160H122V161H124V162H122V161H118V162H122V165H125L126 163H129V158L131 157H126V154L127 153H129L130 154V152H131V150H132V148H134V141H135V138H136V135H135ZM137 131H138V129H137ZM195 131H197V130H194V132ZM199 131V132H200ZM204 131V130H203ZM203 131H202V133H203ZM12 132V131H11ZM11 132H9V134L11 133ZM33 132H34V130H33ZM40 131H39V133H41ZM83 132V131H82ZM151 132V131H150ZM192 132V131H191ZM205 132V131H204ZM207 132V131H206ZM262 132H263V130L261 131V135H262ZM84 133V132H83ZM93 133V132H92ZM98 133V132H97ZM153 132H151V134H152ZM201 133V132H200ZM202 133H201V135H202ZM214 133V132H213ZM5 134V133H4ZM12 134H15L16 135V133H14V131L12 132ZM11 134V135H12ZM35 134H36V131H35ZM89 134V133H88ZM116 134V133H115ZM140 134V133H139ZM189 134V133H188ZM191 134V133H190ZM189 134V135H190ZM195 134V133H194ZM206 134V133H205ZM257 134V133H256ZM0 135L2 136L3 134L2 133H0ZM7 135V134H6ZM61 135V136H60ZM85 135V134H84ZM129 135V134H128ZM187 135V134H186ZM189 135H187L188 137H189ZM200 134H198V136H201ZM204 135V134H203ZM9 136V135H8ZM19 136V135H18ZM60 136V137H59ZM72 136V135H71ZM79 136V135H78ZM107 136V135H106ZM105 136V137H106ZM190 136H193V133H192V135H190ZM234 136V135H233ZM11 137V136H10ZM22 137V136H21ZM73 137H74V135H73ZM80 137H82V136H80ZM187 137V138H188ZM204 137V136H203ZM236 137V136H235ZM258 137V136H257ZM5 138H7V137H5ZM12 138V137H11ZM16 138V137H15ZM32 138V139H33ZM97 138V137H96ZM111 138V137H110ZM144 138H145V136H144ZM143 138V139H144ZM184 138V137H183ZM234 138V137H233ZM238 138V137H237ZM30 139H31V137H30ZM31 139V140H32ZM43 139H44V141H43ZM68 139H69V137H68ZM73 139V138H72ZM176 139H178V140H176ZM189 139V138H188ZM236 139V138H235ZM254 139V140H253ZM6 140V139H5ZM31 140H29L30 142H31ZM71 140V139H70ZM140 140V139H139ZM184 140V139H183ZM193 140V139H192ZM202 140V139H201ZM234 140V139H233ZM17 141V140H16ZM80 141V140H79ZM88 141V140H87ZM93 141V140H92ZM196 141V140H195ZM231 141H232V139H231ZM239 141H234V142H232V143H226V145H225V149L221 152V153H219L218 154V156H217V158L215 157V159L213 160V162L214 163H217V164H221L220 166L221 167H225V166H227L228 165V162L232 159L231 158V156L233 157V155L235 154V153H237V151H239V150H237V148H239V146H240V142ZM257 141V140H256ZM9 142V141H8ZM60 142V141H59ZM96 142V141H95ZM108 142V141H107ZM136 142V141H135ZM177 142L179 143V144H177ZM182 142V141H181ZM208 142V141H207ZM15 143V142H14ZM29 143V142H28ZM33 143H35L34 141H33ZM32 143V144H33ZM91 143V142H90ZM110 143V142H109ZM113 143H114V141H113ZM137 143V142H136ZM248 143V142H247ZM252 143V142H251ZM259 143V142H258ZM52 144V145H51ZM61 144V143H60ZM64 144V143H63ZM108 143H106L105 145H107ZM114 144H116V143H114ZM119 144V143H118ZM118 144H116V146H119ZM140 144V143H139ZM143 145H144V143H142ZM10 145V144H9ZM14 145V144H13ZM23 145V144H22ZM58 145V144H57ZM84 145V144H83ZM147 145H149V144H147ZM146 145V146H147ZM175 145V146H176ZM259 145V144H258ZM16 146V145H15ZM62 146V145H61ZM137 146V145H136ZM177 146V147H178ZM183 145H181L180 147H182ZM245 146V145H244ZM256 146V145H255ZM17 148H18V146H16ZM25 147V146H24ZM30 147H31V145H30ZM33 147V146H32ZM31 147V148H32ZM83 147V146H82ZM93 147V146H92ZM104 147H106V146H104ZM138 147V146H137ZM190 147V146H189ZM252 147H253V144H252ZM23 148V147H22ZM30 148V149H31ZM38 148V147H37ZM107 148V147H106ZM118 148V147H117ZM248 148V147H247ZM246 148V149H247ZM12 149V148H11ZM18 149H20V148H18ZM29 149V148H28ZM36 149V148H35ZM49 149V148H48ZM56 149V148H55ZM97 149V148H96ZM104 149V148H103ZM108 149H109V147H108ZM179 149H181V148H179ZM8 150V149H7ZM13 150V149H12ZM57 150V149H56ZM71 150V149H70ZM93 150V149H92ZM100 150V149H99ZM123 150H125V154H124V152H122ZM176 150V149H175ZM261 150V149H260ZM6 151V150H5ZM23 151V150H22ZM27 151V150H26ZM30 151V150H29ZM35 151V150H34ZM49 151V150H48ZM52 151V150H51ZM60 151V150H59ZM69 151V150H68ZM117 151H118V149H117ZM120 151L124 154V155H120ZM197 151V150H196ZM241 151V150H240ZM246 151V150H245ZM53 152V151H52ZM55 152V151H54ZM62 152V151H61ZM102 152V151H101ZM109 152V151H108ZM111 152V151H110ZM113 152V151H112ZM177 152V151H176ZM51 153V152H50ZM103 153V152H102ZM132 153V152H131ZM238 153H240V152H238ZM247 153V152H246ZM4 154V153H3ZM8 154V153H7ZM21 153H19V155H20ZM35 154V153H34ZM87 154H88V152H87ZM96 154V153H95ZM128 154V155H129ZM177 154V153H176ZM175 154V155H176ZM241 154V153H240ZM244 154H245V152H244ZM27 155V154H26ZM44 155V154H43ZM99 155V154H98ZM113 155V154H112ZM132 155V154H131ZM254 155V154H253ZM15 156V153L14 154H11V153H9V159L10 160H12L13 161V157ZM28 156V155H27ZM32 156V155H31ZM30 156V157H31ZM89 156V155H88ZM100 156V155H99ZM125 156V157H124ZM136 156V155H135ZM1 157V156H0ZM22 157L23 156H19L18 158L21 160L20 162H21V164H23L24 163V167L25 168H27V166L29 167V168H27L26 170H25V168H24V171H21L22 169H20V171L21 172H17V173H19L18 174V181L16 180L17 178H15L14 180L13 179H9L8 181H4V182H6L5 183V185L3 184V187H5L4 188V190L5 191H9V192H11V196H13V194H15L14 192L17 190L16 188H19L20 189V187H23L22 186V184H23V182H26V180H28L29 179V181H33L34 179H31V178H36V177H38V174H39V171H41V170H43L42 172L43 173H46L45 171H46V169H47V167L45 166V165H43V164H40V166H36V167H32L33 165H35V163H33V162H30V160H31V158H29V159H27V158H23L22 159ZM36 157V156H35ZM42 157H44V156H42ZM55 157V156H54ZM66 157V156H65ZM102 157V156H101ZM132 157H133V155H132ZM239 157H241V156H239ZM244 157V156H243ZM17 158V159H18ZM38 158V157H37ZM87 158V157H86ZM89 158V157H88ZM87 158V159H88ZM135 158V157H134ZM134 158H133V160H134ZM235 158V157H234ZM233 158V159H234ZM33 159V158H32ZM104 159V158H103ZM102 159V160H103ZM111 159V158H110ZM141 159V158H140ZM33 160H35V159H33ZM58 160V159H57ZM120 160V159H119ZM130 160H131V158H130ZM53 161H54V159H53ZM86 161V160H85ZM231 161H233V160H231ZM5 162V161H4ZM11 162V161H10ZM27 162H30V163H27ZM106 162V161H105ZM169 162H171V160L169 161ZM48 163V162H47ZM0 164H2V163H0ZM20 164V163H19ZM20 164V165H21ZM39 164V163H38ZM119 164V163H118ZM121 164V163H120ZM173 164V163H172ZM231 164V163H230ZM12 165V164H11ZM10 165V166H11ZM15 165V164H14ZM27 165V166H26ZM140 165V166H141ZM167 165V164H166ZM174 165V164H173ZM6 166V165H5ZM87 166V165H86ZM96 166H97V163H96ZM110 166L109 167H107V168H101V170H103V171H106L107 169H109L110 168ZM119 166V165H118ZM139 166V167H140ZM151 166H153L154 167V170H153V168H152V170H151ZM175 166V165H174ZM236 166V165H235ZM22 167V166H21ZM20 167V168H21ZM53 167V166H52ZM90 167V166H89ZM113 167V169H114V166H112ZM117 167V166H116ZM238 167V166H237ZM15 168V167H14ZM48 168H50V167H48ZM91 168V167H90ZM89 168V169H90ZM219 168V167H218ZM53 169V168H52ZM93 169V168H92ZM96 169V168H95ZM99 169V168H98ZM133 169H134V167H133ZM138 169V168H137ZM209 169V168H208ZM225 169H227V167L225 168ZM1 170H2V167H1ZM14 170V169H13ZM19 170V169H18ZM48 170V169H47ZM120 169H119V167H117L116 169H115V173H112V174H114V175H110L109 174V177H106V178H108V180H110V181H112L113 179L115 180V181H118L119 180V176L118 177H115V176H117L116 175V173L119 171ZM216 170H218V169H216ZM233 170H234V168H233ZM109 171V170H108ZM136 171H138V170H136ZM210 171H212V170H210ZM231 171V170H230ZM241 171V170H240ZM9 172V171H8ZM48 172H50V171H48ZM112 172H113V170H112ZM123 172V173H124ZM170 172V171H169ZM213 172V171H212ZM219 172V171H218ZM235 172V171H234ZM2 173V172H1ZM42 173V176H44V174ZM52 173V172H51ZM86 173V172H85ZM89 173V172H88ZM97 173V172H96ZM106 173V172H105ZM109 173H111V172H109ZM120 173V172H119ZM208 172H207V169H203V174L205 175V174H207ZM220 173V172H219ZM229 173V172H228ZM11 174V173H10ZM13 174V173H12ZM37 174V175H36ZM47 174V173H46ZM108 174V173H107ZM121 174V173H120ZM119 174V175H120ZM136 174V173H135ZM161 174V177L160 178H162L163 179V183H162V186L160 187V189H158L157 191V193L155 192V188H156V186H155V180H157V177H159V175ZM211 174V173H210ZM214 174V173H213ZM216 174H217V172H216ZM233 174V173H232ZM39 175H41V174H39ZM55 175V174H54ZM124 175V174H123ZM212 175V174H211ZM236 175V174H235ZM237 175H238V173H237ZM1 176V175H0ZM13 176V175H12ZM46 176V175H45ZM90 176V175H89ZM97 176V175H96ZM122 176V175H121ZM121 176H120V178H121ZM207 176V175H206ZM217 176V175H216ZM7 177H8V175H7ZM16 177V176H15ZM88 177V176H87ZM125 177V176H124ZM236 177V176H235ZM2 178V177H1ZM14 178V177H13ZM78 178V177H77ZM86 178V177H85ZM130 178V179H131ZM213 178H215L216 179V181H215V189L212 191V193L210 194L211 196H210V201H211V206H212V209L211 210H213V212L212 213H214L213 215H216V214H218V213H221L222 212V207L220 206V202H222V198H223V194H224V192H225V188L226 187H224V185L226 184H224V181H226V180H230V179H233L234 177L232 176V175H229V174H224V176L223 177H213ZM238 178V177H237ZM3 179H4V177H3ZM3 179H2V181H0L1 183H4L3 182ZM83 179V178H82ZM81 179V180H82ZM103 179V178H102ZM124 179V178H123ZM122 179V181H124ZM159 179V178H158ZM239 179H240V176H239ZM1 180V179H0ZM5 180V179H4ZM44 180V179H43ZM210 180H212L211 179V177L209 176V174H208V176L204 179V180H202L201 182L203 183V185L204 186H206L205 184L206 183H208V182H210ZM234 180V179H233ZM40 180L38 179V182H39ZM103 181V180H102ZM212 181H214V180H212ZM211 181V182H212ZM231 181V180H230ZM33 182H35V181H33ZM32 182V183H33ZM37 182V183H38ZM82 182V181H81ZM85 182V181H84ZM131 182V181H130ZM228 182V181H227ZM231 182H233V181H231ZM22 183V184H21ZM31 183V184H32ZM40 183H41V181H40ZM40 183H38V184H40ZM138 183V182H137ZM196 183V182H195ZM234 183V182H233ZM237 183V182H236ZM28 184H30V183H28ZM27 184V185H28ZM78 184V183H77ZM102 184V183H101ZM118 184V183H117ZM232 184V183H231ZM23 185H25L26 186V184H23ZM41 185H42V183H41ZM99 185V184H98ZM103 185H104V183H103ZM158 185H160V183L158 184ZM172 185V184H171ZM0 186H2L1 184H0ZM31 186H33V184L31 185ZM36 186V185H35ZM109 186V185H108ZM112 186V185H111ZM116 186V185H115ZM228 186V185H227ZM234 187H235V185H233ZM41 187V186H40ZM39 187V188H40ZM63 187V186H62ZM75 187V186H74ZM107 187V186H106ZM203 187V186H202ZM207 187V186H206ZM208 187H210V186H208ZM233 187V188H234ZM28 188V190H29V187H27ZM31 188V187H30ZM36 188H38L37 186H36ZM35 188V189H36ZM101 188V187H100ZM113 188V187H112ZM123 188V187H122ZM175 188V187H174ZM231 188V187H230ZM34 189V188H33ZM32 189V190H33ZM138 189V188H137ZM227 189V188H226ZM240 189V188H239ZM27 190V189H26ZM27 190V191H28ZM54 190V189H53ZM59 190V189H58ZM87 190V189H86ZM211 190H212V187H211ZM1 191V190H0ZM39 191V190H38ZM37 191V192H38ZM99 191V190H98ZM132 191V190H131ZM137 191V190H136ZM169 191V192H168ZM238 191V190H237ZM240 191V190H239ZM23 192V191H22ZM22 192H19V190H18V194L20 195V193H22ZM29 192V191H28ZM35 192V191H34ZM57 192V191H56ZM114 192V191H113ZM197 192V191H196ZM1 194L0 195H2V193H4V192H0ZM24 193V192H23ZM26 193V192H25ZM24 193V194H25ZM32 193H33V191H32ZM31 193V194H32ZM54 193V192H53ZM154 193H156V195L154 194ZM233 193V192H232ZM24 194H23V196H24ZM35 194V193H34ZM97 194V198H98V200H99V202H100V204H99V206L101 207V208H103L104 210H105V207H106V209H108V210H111V209H113V211H115V210H118V209H120V204H105V202L103 201L102 202V199L103 198H101V196L102 195H100V192L98 193H96ZM102 194V193H101ZM113 194V193H112ZM22 195V194H21ZM28 195H29V193H28ZM28 195H26V198H27V196ZM36 195V194H35ZM94 195V194H93ZM120 195V194H119ZM137 195V194H136ZM226 195V194H225ZM73 196H75V195H73ZM105 196V195H104ZM231 196H233V195H231ZM20 197V196H19ZM18 197V198H19ZM29 197H31V196H29ZM103 197V196H102ZM225 197V196H224ZM227 197H225V199H226ZM2 199V198H1ZM4 199H6V201L8 202L9 201V199H10V197H5ZM14 199V198H13ZM13 199L11 200V201H13ZM24 199V198H23ZM33 199V198H32ZM96 199V198H95ZM101 199V200H100ZM3 200V199H2ZM28 200H30V198L28 199ZM97 200V199H96ZM117 200V199H116ZM229 200H231V199H229ZM234 200V199H233ZM4 201V200H3ZM15 201H17V203L20 201L21 202V200H19L18 201V199L16 200V197H15ZM24 201V200H23ZM69 201V200H68ZM70 201H71V205H72V210L71 211H76V216H78L80 213H82L83 212V210H86V209H88L89 207H91L90 206V201H89V199L87 198V196L85 195V193L83 192V193H80V194H78L76 197H74V198H71L70 199ZM144 201V202H143ZM226 201H227V199H226ZM19 202V203H20ZM54 202V201H53ZM56 202V201H55ZM182 202V201H181ZM188 202V201H187ZM238 202V201H237ZM13 203H14V201H13ZM26 203H28V202H26ZM210 203V202H209ZM235 203V202H234ZM0 204H3V203H0ZM65 204V203H64ZM92 204V203H91ZM213 204H215L216 206H214ZM225 204V203H224ZM20 205V204H19ZM21 205H23V203L21 204ZM20 205V206H21ZM51 205V204H50ZM57 205H60V203L59 204H57ZM57 205H55V206H57ZM70 205V206H71ZM181 205V204H180ZM229 205H231L230 203H229ZM8 206V205H7ZM7 206H4V204H3V209H4V211H5V209H7L8 207ZM17 206V209H20L19 207H18V205H16ZM25 206H27V204L25 205ZM122 206V205H121ZM210 206V205H209ZM2 207V206H1ZM24 207V206H23ZM44 207V206H43ZM43 207H42V209H43ZM48 207V206H47ZM61 206H58V208L57 209H55V210H53L52 211V217L55 219V222H57V223H59V225H61V226H64V225H66V224H69V222H70V220H71V218L69 217V214L68 213H66L65 211H63L62 213L60 212V210H59V208H60ZM95 207V206H94ZM15 208V207H14ZM54 208V207H53ZM227 208V207H226ZM236 208V207H235ZM9 209H10V207H9ZM36 209H38V208H36ZM48 209H49V207H48ZM67 210L69 209V208H66ZM65 209V210H66ZM13 210V209H12ZM24 210V209H23ZM93 210V209H92ZM137 210V209H136ZM135 210V211H136ZM0 211H1V208H0ZM4 211H1L2 213L4 212ZM35 211V210H34ZM48 211V210H47ZM101 211V210H100ZM255 211V214H257V217H255V219L254 220H252L251 218V220H249V224H248V227L247 228H249L248 230V232H249V235H248V237L246 238V237H243L242 235L240 236L239 235V237H238V240L235 242L233 239V241H234V243H232V244H230L229 245V247H228V250L230 251V250H232V251H235V252H239V251H244V252H242V254H241V256H237V255H233L232 253L230 254V253H228L227 252V250H226V252L227 253H224V257L226 256L227 257V259L230 261V262H232V264H253V262H251V260H252V258L256 255V253H258L259 252V249H258V245H259V243H260V241H262L261 239H262V235H261V233H263V232H261L262 230H259V228L260 227H264V207L263 208H261V209H258V210H254ZM14 212V211H13ZM68 212V211H67ZM138 211H136L135 213L136 214H138V215H140L139 213H137ZM197 212V211H196ZM31 213V212H30ZM51 213V212H50ZM134 213V214H135ZM236 213V212H235ZM83 214V213H82ZM92 214V213H91ZM136 214H135V216H136ZM225 214V213H224ZM224 214L222 215V216H224ZM234 214V213H233ZM238 214V213H237ZM5 215V214H4ZM17 215V214H16ZM33 215V214H32ZM31 215V216H32ZM34 215H37V213L35 214L34 213ZM70 215H72V214H70ZM120 215V214H119ZM205 215V214H204ZM220 215V214H219ZM6 216V215H5ZM12 216V215H11ZM27 216V215H26ZM30 216V215H29ZM28 216V217H29ZM30 216V217H31ZM76 216H75V218H76ZM98 216V215H97ZM115 216V215H114ZM121 216H122V214H121ZM141 217H143V214L142 215H140ZM202 216V215H201ZM200 216V217H201ZM231 216V215H230ZM2 216H0V218H1ZM32 217H34V216H32ZM37 217V216H36ZM40 217V216H39ZM113 217V216H112ZM117 217V216H116ZM119 217V216H118ZM215 217V216H214ZM225 218H226V216H224ZM238 217V216H237ZM5 218V217H4ZM12 218V217H11ZM53 218H51L52 220H53ZM96 218V217H95ZM169 218V217H168ZM180 218V217H179ZM184 218H185V216H184ZM202 218V217H201ZM239 218V217H238ZM254 218V217H253ZM92 219V218H91ZM122 219V218H121ZM144 219H145V217H144ZM236 219V218H235ZM6 220V219H5ZM11 220V219H10ZM19 219H17L16 221H18ZM31 220V219H30ZM30 220H28V222H30ZM35 220H36V218H35ZM38 220V219H37ZM186 220V219H185ZM197 220V219H196ZM97 221V220H96ZM99 221V220H98ZM27 222V223H28ZM32 222V221H31ZM53 222V221H52ZM109 221H107L106 223H108ZM135 222V221H134ZM1 223V222H0ZM13 223V222H12ZM80 223V222H79ZM109 223H111V222H109ZM108 223V224H109ZM4 225H5V223H3ZM3 224H2V226H3ZM14 224H15V222H14ZM33 224V226H34V222L32 223ZM32 224H29V225H32ZM71 224H72V222H71ZM78 224V223H77ZM104 224V223H103ZM181 224V223H180ZM235 224V223H234ZM17 225L18 224H16V227H17ZM85 225V224H84ZM107 225V224H106ZM116 225V224H115ZM195 225V224H194ZM214 222H208L205 218L204 219H199L198 221H197V223H196V228H197V231H196V233L198 234V236H199V233H198V231H200L201 232V234L204 236V237H202L203 238V240L201 241V243H199V241L197 240V239H192L191 241L190 240H188L190 243H191V246H192V250L193 251H191V253H186V254H184L183 256H182V258H181V264H203L204 263V261H205V256H208V254H213L214 256L216 255V257L219 255V256H221L222 254H223V252L221 251L222 249H221V247L223 246V247H225L226 245H228V243L226 244V242L225 241H223V242H225V243H221V247L220 246H216L215 247V245L213 246V245H210L209 246V244H210V242H212V240L214 239L212 236H213V234H215L216 232V235H218V231H216L215 233L213 232V229H214ZM14 226V225H13ZM35 226H36V224H35ZM34 226V227H35ZM52 226H54V225H52ZM101 226V225H100ZM15 227V228H16ZM60 227V226H59ZM59 227L57 226V228L59 229ZM66 227V226H65ZM67 227H68V225H67ZM191 227V226H190ZM217 227H218V229L220 228L221 229V231L225 228V227H228V225L226 224V223H221V224H219L218 223V226H216V229H217ZM14 228V229H15ZM20 229H21V227H19ZM27 228V227H26ZM54 228V227H53ZM61 228V227H60ZM102 228V227H101ZM112 228V227H111ZM175 228H176V226H175ZM229 228V227H228ZM246 228V227H245ZM16 229H18V228H16ZM31 229H33V228H31ZM57 229V230H58ZM151 229V230H150ZM182 229V228H181ZM180 229V230H181ZM207 229H209V230H207ZM217 229V230H218ZM41 230V229H40ZM64 230V229H63ZM67 230H68V228H67ZM111 230H113V229H111ZM114 230H115V228H114ZM212 230V232H210ZM226 230V229H225ZM230 230H232V233H233V228L232 229H230ZM17 231V233L19 232L18 230H16ZM45 231V230H44ZM55 231V230H54ZM163 231V230H162ZM3 232H5V231H2V233ZM10 232V231H9ZM13 232H14V230H13ZM43 232V231H42ZM49 232V231H48ZM116 233H117V231H115ZM115 232H112V236L111 237H113V236H115V235H117V234H114ZM157 232H158V230H157ZM175 232H176V230H175ZM7 233V232H6ZM21 233V232H20ZM154 233V232H153ZM178 233V232H177ZM1 234V233H0ZM4 234V233H3ZM3 234H1V235H3ZM13 234H16V232H14ZM23 234V233H22ZM27 234V233H26ZM36 234V233H35ZM45 234V233H44ZM52 234V233H51ZM57 234V233H56ZM81 234V233H80ZM147 234H150V233H147ZM196 234V235H197ZM201 234H200V236H201ZM225 233H223L222 235H224ZM227 234V233H226ZM231 234V233H230ZM264 234V233H263ZM41 235V234H40ZM181 235V234H180ZM186 235V234H185ZM215 235V236H216ZM10 236V235H9ZM17 236V235H16ZM45 236V235H44ZM57 236H58V234H57ZM110 236V235H109ZM108 236V237H109ZM233 236V235H232ZM235 236V235H234ZM20 238H21V236H19ZM22 237H24L23 235H22ZM30 237V236H29ZM49 236H48V233H47V238H48ZM53 237V236H52ZM51 237V238H52ZM73 237V236H72ZM70 235L69 236H67L66 235V238L67 239H65V240H61L60 239V237H59V239L61 240V241H53V242H51L50 244H49V246L46 248V249H48V254H46V255H44V256H42V257H38L37 256V253H38V248L40 247V244L39 243H36V241H38L37 239H34V242H31V243H33V245H30L29 247H28V250H26L27 252H28V254L27 253H25V254H27V257L29 256V262H28V264H77V262H78V258H79V256H80V254L82 253L81 251V248L80 247H82V246H80V247H78L77 245H75L74 244V240H73V238H72ZM117 237H118V235H117ZM117 237H115L116 239H117ZM180 237V236H179ZM227 237V236H226ZM0 238H2V237H0ZM8 238V237H7ZM37 238V237H36ZM55 238H57L58 239V237H55ZM81 238V237H80ZM201 238V239H202ZM211 238H213V239H211ZM217 238L218 239H220L218 236H216V241H217ZM230 238V237H229ZM235 238H237V236L235 237ZM17 237H9V239H8V244L9 245H11L10 246V248L11 247H13L12 249H10V250H7L8 249V246H5V242H4V245H3V243H2V245H3V247L0 249V264H17V262H16V259H15V256L17 255V254H19L20 253V246L18 245L19 243H20V240L18 239V243H17ZM173 239V238H172ZM180 239V238H179ZM30 240H32V239H30ZM50 240V239H49ZM55 240V239H54ZM215 240V239H214ZM76 241H78V240H76ZM215 241V242H216ZM220 241V240H219ZM169 242V241H168ZM228 242V241H227ZM7 243V242H6ZM76 243V242H75ZM231 243V242H230ZM117 244V243H116ZM196 244H198L199 245V248H197L195 245ZM1 245V246H2ZM12 245H14V246H12ZM86 246V245H85ZM175 246V245H174ZM24 247V246H23ZM100 248L102 247V246H99ZM116 248L118 247V245H116L115 246ZM187 247V246H186ZM98 248V247H97ZM103 248V247H102ZM260 248V247H259ZM26 249H27V247H26ZM82 249H86V248H82ZM104 249V248H103ZM120 248H118V250H119ZM187 249V248H186ZM196 249V250H195ZM225 249V248H224ZM81 250V251H80ZM97 250H99V249H97ZM104 250H108V249H104ZM123 250V249H122ZM25 250L24 251H22V252H26ZM40 251V250H39ZM99 251H101V250H99ZM110 251V250H109ZM109 251L107 252V253H109ZM134 251V250H133ZM189 251V250H188ZM221 252H222V254H221ZM253 252H255V254H254V256H253ZM102 253V252H101ZM106 253V252H105ZM110 253H112V252H110ZM241 253V252H240ZM121 254V253H120ZM142 254V253H141ZM159 254V253H158ZM164 254V253H163ZM111 255V254H110ZM161 255H162V253H161ZM165 255V254H164ZM181 255V254H180ZM22 256H23V253H22ZM40 256V255H39ZM82 257H83V255H81ZM98 256H103V254H99ZM98 256H96V257H98ZM112 256H113V253H112ZM117 256V255H116ZM132 256V255H131ZM150 256V255H149ZM173 256V255H172ZM212 256V255H211ZM19 257V256H18ZM27 257L26 258H24V259H27ZM135 257V256H134ZM134 257H132V258H134ZM145 257V256H144ZM205 257V258H204ZM210 257V256H209ZM256 257V256H255ZM102 258V257H101ZM114 258V257H113ZM136 258V257H135ZM140 258V257H139ZM204 258V259H203ZM215 258V257H214ZM19 259V258H18ZM21 259V258H20ZM24 259H22V260H24ZM80 259H81V257H80ZM83 259V258H82ZM93 259V258H92ZM124 259V258H123ZM206 259H208V258H206ZM94 260V259H93ZM92 260V261H93ZM97 260V259H96ZM113 260V259H112ZM122 260V259H121ZM126 260V259H125ZM156 260V259H155ZM176 260V259H175ZM220 260H221V257H220ZM227 260V261H228ZM19 261V260H18ZM92 261H91V264H93L92 263ZM128 261V260H127ZM167 261V260H166ZM221 261H223V260H221ZM20 262L21 261H19V264H20ZM83 263H84V261H83ZM88 263V262H87ZM122 263V262H121ZM139 263H141V261L140 260H138V259H132L128 264H139ZM220 263V262H219ZM22 264V263H21ZM23 264H24V262H23ZM27 264V263H26ZM89 264H90V261H89ZM123 264V263H122ZM154 264V263H153ZM231 264V263H230Z\"/></svg>", "mask_w": 264, "mask_h": 264}]
</instances>
